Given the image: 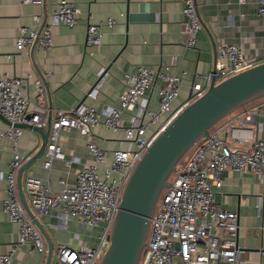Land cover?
I'll return each instance as SVG.
<instances>
[{"label":"built area","instance_id":"built-area-1","mask_svg":"<svg viewBox=\"0 0 264 264\" xmlns=\"http://www.w3.org/2000/svg\"><path fill=\"white\" fill-rule=\"evenodd\" d=\"M41 0H23L25 3H40ZM186 17L188 38L186 46L193 47L202 25L196 11L195 0H181ZM244 3L245 0H236ZM79 10L70 0H58L51 20L41 28L23 25L15 39L18 51L35 47L47 51L53 45L51 25L73 27L78 22ZM257 15L264 21V0H257ZM39 22L40 16L34 15ZM114 20L107 18L98 23H86V44L101 45L103 26L111 29ZM256 64V59L246 57L241 43L220 44L214 72L197 74L203 83L191 84L188 99L177 108L172 102L179 94L180 78L177 72H162L139 65L135 72L123 75L124 89L118 94L119 105L96 109L79 105L73 109H57L50 124L42 166L49 171L54 161L71 164L59 143L61 131L75 129L78 134L90 137L93 127L106 130H122L125 146L105 150L96 142L86 141L89 162H83L74 173L73 182L59 178V189L53 190L47 177L28 172L25 191L32 209L38 215L52 216L57 226L67 228L75 223L85 233L74 232L76 240L58 243L53 248L51 264H98L109 245V235L118 209L122 189L133 167L155 136L190 101L201 96L208 88L212 76L219 82L241 70ZM156 78L161 80L157 88V108L147 107L146 91ZM29 75H0V113L11 124L21 123L28 112L30 102L26 92ZM37 97L42 100L44 88L35 81ZM96 86V85H95ZM95 86L88 94L95 96ZM166 116L161 119V116ZM264 114V99L248 106L234 118L218 123L209 136L194 146L191 154L182 159L170 178L169 187L161 193L150 219L146 245L138 264H241V251L236 243L237 215L223 208L216 201V193L222 186V176L227 170L252 172L264 182V142L256 139L252 129L244 124ZM46 115L35 112L29 119L34 125H44ZM157 126L146 135L148 127ZM227 131L228 138L219 137ZM22 128L9 125L0 129V141L11 142L10 168L0 179L6 183V196L1 201L8 220L18 224V238L7 251L0 253V264H10L18 245L27 244L29 255L46 254V246L38 228L22 206L16 184V171L22 154L17 141ZM251 145L241 147L242 142ZM79 162V160H75Z\"/></svg>","mask_w":264,"mask_h":264},{"label":"crops","instance_id":"crops-1","mask_svg":"<svg viewBox=\"0 0 264 264\" xmlns=\"http://www.w3.org/2000/svg\"><path fill=\"white\" fill-rule=\"evenodd\" d=\"M70 1L79 10L78 22L73 27L51 25L53 45L47 51L36 47L18 51L15 39L19 27H44L50 22L58 0H41L40 3L0 0V75H29L26 88L30 99L28 112H43L46 119L49 115L53 117L57 109H73L82 104L96 109L119 105L118 94L124 89L123 75L125 72H135L139 65L162 72L176 71L181 76L179 94L171 105L174 109L188 99L192 83H203L195 73L206 74L212 71L220 44L241 43L246 57L256 59V63L264 61V21L256 13L257 0H245L244 3L236 0H195L202 27L193 47L186 46L188 31L181 0ZM34 15L40 16L38 23L34 21ZM107 18L114 20V24L111 29L103 26L102 44H86V23H98ZM36 80L44 88L42 100L37 97ZM96 82V95L92 96L88 92ZM160 83L161 80L156 78L153 86L146 91L147 107L150 110L157 108V88ZM259 102L237 110L222 122ZM165 116L163 114L161 119ZM8 126V123L0 119V129ZM156 126L153 124L148 127L146 135ZM244 127L252 129L254 137L264 142V114L245 123ZM219 137L227 139V131H221ZM89 139L105 150L126 145L122 130H106L100 125L93 127L90 137L78 134L75 129L61 131L59 143L71 164L66 166L63 161H54L47 171L41 163L44 149L20 174L24 198L31 209L25 191L27 173L32 172L42 178L48 176L53 190L59 189V178L72 183L80 164L91 160L86 147ZM251 143L242 142L239 146L247 147ZM40 144L41 138L37 132L22 127L17 141L22 161L16 171V178L19 168L35 156ZM11 158V142L4 138L0 141V172L3 175L10 168ZM5 196L6 183L2 178L0 253L7 251L18 238V224L9 221L2 210L1 201ZM216 201L237 215L236 243L241 251V264H264V182L249 171L227 170L223 173ZM32 211L54 246L58 243L74 245L76 240L72 237L73 233H83L75 223L61 228L57 226L54 217L38 215ZM43 240L46 246L44 237ZM27 249V244L18 245L10 264L44 263L46 254L40 260L38 255H29Z\"/></svg>","mask_w":264,"mask_h":264},{"label":"water","instance_id":"water-1","mask_svg":"<svg viewBox=\"0 0 264 264\" xmlns=\"http://www.w3.org/2000/svg\"><path fill=\"white\" fill-rule=\"evenodd\" d=\"M41 28L37 30L38 34ZM35 43L36 39L32 48L35 47ZM212 72H214V67ZM96 84L97 82L92 87ZM46 93L48 95L47 88ZM263 98L264 61L219 82H215L212 76L206 91L187 103L163 127L133 167L122 189L110 230L109 245L98 264H138L146 245L150 219L157 201L163 190L169 187L170 178L184 155L197 142L208 137L211 130L226 117ZM33 114V112H27L23 119L24 122L15 125L11 124L1 113L0 119L9 125L30 128L40 135V147L35 156L19 168L16 184L22 206L45 238L47 250L43 264H50L53 242L24 198L20 182L22 169L44 151L52 121L49 115L44 125L31 124L29 119Z\"/></svg>","mask_w":264,"mask_h":264},{"label":"rangeland","instance_id":"rangeland-1","mask_svg":"<svg viewBox=\"0 0 264 264\" xmlns=\"http://www.w3.org/2000/svg\"><path fill=\"white\" fill-rule=\"evenodd\" d=\"M194 146L184 155V157L182 159L187 158L191 154V152L194 150ZM81 230H82L83 233L86 234V231L85 230H83V229H81Z\"/></svg>","mask_w":264,"mask_h":264},{"label":"trees","instance_id":"trees-1","mask_svg":"<svg viewBox=\"0 0 264 264\" xmlns=\"http://www.w3.org/2000/svg\"><path fill=\"white\" fill-rule=\"evenodd\" d=\"M263 99H264V98H263ZM261 100H262V99H261ZM261 100H260V101H261Z\"/></svg>","mask_w":264,"mask_h":264}]
</instances>
